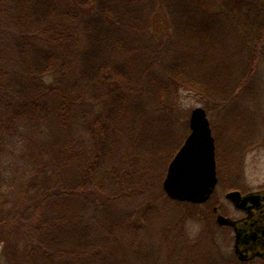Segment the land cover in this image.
I'll list each match as a JSON object with an SVG mask.
<instances>
[{
	"label": "trees",
	"instance_id": "16d2710c",
	"mask_svg": "<svg viewBox=\"0 0 264 264\" xmlns=\"http://www.w3.org/2000/svg\"><path fill=\"white\" fill-rule=\"evenodd\" d=\"M263 74L264 0H0V264H240L162 179L175 90L224 110Z\"/></svg>",
	"mask_w": 264,
	"mask_h": 264
},
{
	"label": "rangeland",
	"instance_id": "374dc122",
	"mask_svg": "<svg viewBox=\"0 0 264 264\" xmlns=\"http://www.w3.org/2000/svg\"><path fill=\"white\" fill-rule=\"evenodd\" d=\"M258 83L253 91L256 93L255 98L252 97L250 103L233 107L230 105L224 110L221 109V105L216 106L210 98L182 86L175 90L173 96V115L178 119L177 124L185 123L183 127H180V131L184 129L181 144L189 132L188 120L191 109L197 106L205 108L215 141V157L217 146L219 161L224 167H229L234 158L239 160L241 163L240 182L241 185L245 184L248 190L264 187V74ZM217 188L220 189L219 183H217ZM225 193H222L221 199L225 213L232 217L241 215L224 197ZM212 202L211 198L199 204L194 210L195 217L205 214ZM188 224L193 233H198L204 226L197 221ZM213 232L221 252L230 253L233 233L217 224L214 225Z\"/></svg>",
	"mask_w": 264,
	"mask_h": 264
},
{
	"label": "water",
	"instance_id": "95a60500",
	"mask_svg": "<svg viewBox=\"0 0 264 264\" xmlns=\"http://www.w3.org/2000/svg\"><path fill=\"white\" fill-rule=\"evenodd\" d=\"M188 127L189 133L167 164L162 188L170 199L202 204L217 184L215 143L205 108L191 109ZM225 198L235 208L249 209L252 205L247 206L257 196L253 192L242 195L239 190H230ZM215 222L220 226L235 225V221L221 213L216 214ZM235 236V252L240 260H245L248 256L238 249L237 230Z\"/></svg>",
	"mask_w": 264,
	"mask_h": 264
},
{
	"label": "flooded vegetation",
	"instance_id": "af4514ba",
	"mask_svg": "<svg viewBox=\"0 0 264 264\" xmlns=\"http://www.w3.org/2000/svg\"><path fill=\"white\" fill-rule=\"evenodd\" d=\"M231 190H239L242 195L253 192L257 198L254 199V202L247 206L249 208V206L252 205L249 209L235 208L234 205L228 201L234 209L241 213V215L236 217H232L225 213L222 204H212L211 209L214 212V221L217 213H221L222 215L235 221V225L220 226L217 224V226L224 229L226 228V230H230L233 233L232 252L240 264L245 262H251L252 264H264V187L248 190L244 184L241 185V189L239 188ZM211 196L207 201L211 199ZM214 208H216V210ZM236 230L240 235L238 249L248 256V258L245 260H240L235 252Z\"/></svg>",
	"mask_w": 264,
	"mask_h": 264
}]
</instances>
